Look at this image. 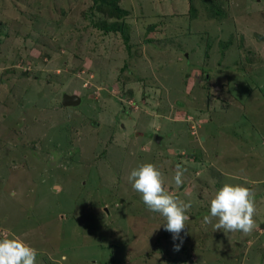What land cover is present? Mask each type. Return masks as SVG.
I'll use <instances>...</instances> for the list:
<instances>
[{
	"label": "rangeland",
	"instance_id": "obj_1",
	"mask_svg": "<svg viewBox=\"0 0 264 264\" xmlns=\"http://www.w3.org/2000/svg\"><path fill=\"white\" fill-rule=\"evenodd\" d=\"M118 5L0 0V237L36 264H264V0ZM144 163L191 204L178 240L132 187ZM225 184L255 195L248 234L203 222Z\"/></svg>",
	"mask_w": 264,
	"mask_h": 264
},
{
	"label": "clouds",
	"instance_id": "obj_2",
	"mask_svg": "<svg viewBox=\"0 0 264 264\" xmlns=\"http://www.w3.org/2000/svg\"><path fill=\"white\" fill-rule=\"evenodd\" d=\"M186 171L187 169L177 164L174 175L177 186L183 184L182 177ZM129 180L133 182L132 187L142 194L148 209L166 218L164 227L173 234V240L180 239V233L189 219L186 211L191 204L178 202V197L166 191L161 169L153 163H144L131 171ZM52 191L58 193L60 186L53 185ZM255 213V195L250 188L225 184L211 200L210 216L205 215L203 222L209 224L212 218H217L218 222L214 225L216 230H223L225 233L241 231L248 234L255 228ZM182 243L181 240V244L174 245L176 251L180 250ZM37 255L35 248L15 235L0 237V264H36Z\"/></svg>",
	"mask_w": 264,
	"mask_h": 264
},
{
	"label": "trees",
	"instance_id": "obj_3",
	"mask_svg": "<svg viewBox=\"0 0 264 264\" xmlns=\"http://www.w3.org/2000/svg\"><path fill=\"white\" fill-rule=\"evenodd\" d=\"M93 5L97 11L102 10L108 13L109 16H124L127 11L118 5V0H93ZM124 40H127V35L124 34Z\"/></svg>",
	"mask_w": 264,
	"mask_h": 264
},
{
	"label": "water",
	"instance_id": "obj_4",
	"mask_svg": "<svg viewBox=\"0 0 264 264\" xmlns=\"http://www.w3.org/2000/svg\"><path fill=\"white\" fill-rule=\"evenodd\" d=\"M80 101V97L76 94H66L64 93L62 97V105L69 106V105H75Z\"/></svg>",
	"mask_w": 264,
	"mask_h": 264
}]
</instances>
